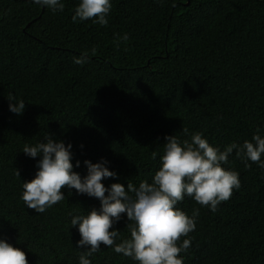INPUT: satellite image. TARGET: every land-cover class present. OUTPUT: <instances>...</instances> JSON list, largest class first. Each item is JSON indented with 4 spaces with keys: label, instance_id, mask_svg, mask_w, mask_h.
<instances>
[{
    "label": "trees",
    "instance_id": "obj_1",
    "mask_svg": "<svg viewBox=\"0 0 264 264\" xmlns=\"http://www.w3.org/2000/svg\"><path fill=\"white\" fill-rule=\"evenodd\" d=\"M63 2L53 13L0 0V239L28 264H78L85 250L71 217L100 204L65 188L44 213L28 209L22 184L39 157L25 144L51 135L72 144L81 176L85 160L103 158L118 176L105 187L138 186L158 170L165 136L201 132L223 150L264 134V0H112L107 26L73 23L79 0ZM84 53L87 63L75 64ZM10 97L25 102L22 115ZM224 167L240 187L215 212L188 197L177 205L189 216L199 209L184 264H264V168L235 152ZM114 227L128 238L126 217ZM89 259L134 264L104 246Z\"/></svg>",
    "mask_w": 264,
    "mask_h": 264
},
{
    "label": "clouds",
    "instance_id": "obj_2",
    "mask_svg": "<svg viewBox=\"0 0 264 264\" xmlns=\"http://www.w3.org/2000/svg\"><path fill=\"white\" fill-rule=\"evenodd\" d=\"M30 2L53 13L63 12L65 8L63 0ZM111 8L112 0H79L72 21L92 20L107 26ZM128 39V34L122 36L123 41ZM87 55L84 53L73 62L83 65L87 63ZM8 101L11 113L17 116L24 113L23 100L10 97ZM164 140L159 167L150 182L142 180L138 186L113 183L105 187L102 181L118 179L117 173L109 170V161L85 160L86 174L81 176L74 171L72 144L66 146L46 134L42 140L25 144L22 149L28 157L39 159L34 178L22 184L20 198L28 209L40 214L65 199L62 192L65 188L99 201V208L71 217V226L80 236L76 248L85 250L79 255L78 264H91L89 257L101 251L102 246L134 264H184L182 253L186 254L191 246L188 237L195 231L199 209L189 216L177 205L188 197L215 212L240 187L239 173L224 167L234 152L246 166L255 163L264 168V134L257 128L251 140L231 143L223 150L210 145L201 132H194L184 140L175 135L165 136ZM75 167H80L79 161ZM16 175H20L18 170ZM122 217H126L128 238H121V231L114 227ZM181 237L185 238L181 241ZM0 264L28 262L24 251L0 239Z\"/></svg>",
    "mask_w": 264,
    "mask_h": 264
}]
</instances>
